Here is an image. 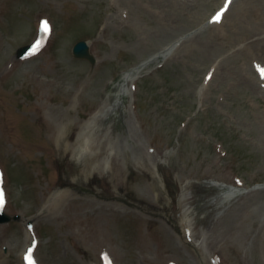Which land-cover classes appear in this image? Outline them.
<instances>
[{"label": "rangeland", "instance_id": "374dc122", "mask_svg": "<svg viewBox=\"0 0 264 264\" xmlns=\"http://www.w3.org/2000/svg\"><path fill=\"white\" fill-rule=\"evenodd\" d=\"M225 1L0 0V264H264V0Z\"/></svg>", "mask_w": 264, "mask_h": 264}, {"label": "bare ground", "instance_id": "6f19581e", "mask_svg": "<svg viewBox=\"0 0 264 264\" xmlns=\"http://www.w3.org/2000/svg\"><path fill=\"white\" fill-rule=\"evenodd\" d=\"M256 9H258V8H256ZM240 14H241V15L245 14V9H242V11H241ZM14 21H15V23H16V22H17V19H15ZM258 21H260V20L258 19ZM17 28L19 29V28H20V25L17 26ZM258 34L264 36V32H263V31H260V30H259ZM226 45H227L228 47H230L229 44H226ZM205 48H206V47H205ZM206 49H207V48H206ZM251 49H252V48H251ZM251 49H248L247 52L250 54L251 58L255 61L256 65H259V63H260V67H262V66H263V63H264V53H263L264 50H263V49H258V50H256V51H253V50H251ZM160 55H161V56H164V53L162 52ZM159 59H160V58H159ZM156 61H157V60H155V62H156ZM143 70H145L144 67H140V68H138V69L133 73V76H137V75H139L140 73L143 72ZM123 78H124L123 82H125V83H127V84L129 83V80H131V79H129V77H128L127 75H125V77L123 76ZM123 86H124V85H123ZM40 110H41V105L36 107L37 117H36L35 119H36V121L39 122V126H40V128H41V131H42V132H44V131H45V132H49L50 135H53L54 133L52 132L51 128H50L49 126H47V125L42 121L41 116H40V114H39ZM94 116H95V115H94ZM94 116H92L88 121H86V124H87V123H88V122H89ZM24 117H26V115H24ZM32 124H38V123H32ZM65 134H66V133L61 132V133L58 134L57 136H56L55 134H54L53 136L56 137V141H57L58 145L63 147V151H64V152H67V151L70 149V145H69V143L66 141V138H67V137H66ZM76 141L79 143V145H78V147H76V148L74 149V151H73V157L76 158V161H77V158H79V157L82 155V152H84V151H86V150H88V149L90 148L89 134L87 135V134H84L83 132H80V135H78ZM62 142H63V144H61ZM220 189H221V188H220ZM180 203H182V202L180 201ZM184 215H186V217H187V214H186V213H184ZM184 234H186L185 230H184ZM185 238L189 239L188 234H187V237H185Z\"/></svg>", "mask_w": 264, "mask_h": 264}, {"label": "water", "instance_id": "95a60500", "mask_svg": "<svg viewBox=\"0 0 264 264\" xmlns=\"http://www.w3.org/2000/svg\"><path fill=\"white\" fill-rule=\"evenodd\" d=\"M26 50L23 49L20 52V55L24 54ZM73 56L75 58H81V59H88L91 63H93V60L92 58L89 56V53H88V47L87 45L84 43V42H81V43H78L75 45V47L73 48ZM9 218L5 217V216H2L0 214V222H5V221H8Z\"/></svg>", "mask_w": 264, "mask_h": 264}, {"label": "snow or ice", "instance_id": "6c2138e0", "mask_svg": "<svg viewBox=\"0 0 264 264\" xmlns=\"http://www.w3.org/2000/svg\"><path fill=\"white\" fill-rule=\"evenodd\" d=\"M230 2H231V0H228V3H230ZM225 10H226V8L223 9V10L221 11V13H219V14L217 15V17L215 18L217 21L219 20L220 16L223 15V11H225ZM42 26H43V29H44L45 32H47V31L49 30L48 21H46V20L43 21V22H42ZM40 45H41V41H37V43H36V48H39ZM260 71H261V74L264 75V68H260ZM28 259H29V261H30V264H32L31 256H30V255H29ZM105 259H106V260L108 259L106 255H105ZM109 264H110V262H109Z\"/></svg>", "mask_w": 264, "mask_h": 264}]
</instances>
